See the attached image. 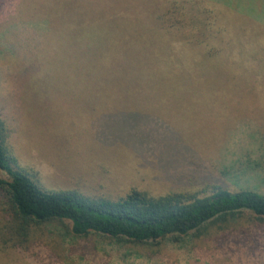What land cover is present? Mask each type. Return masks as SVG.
Segmentation results:
<instances>
[{"label": "rangeland", "instance_id": "obj_1", "mask_svg": "<svg viewBox=\"0 0 264 264\" xmlns=\"http://www.w3.org/2000/svg\"><path fill=\"white\" fill-rule=\"evenodd\" d=\"M0 121L45 191L264 194V0H0ZM25 226L0 194V264H264L249 213L156 246Z\"/></svg>", "mask_w": 264, "mask_h": 264}, {"label": "trees", "instance_id": "obj_2", "mask_svg": "<svg viewBox=\"0 0 264 264\" xmlns=\"http://www.w3.org/2000/svg\"><path fill=\"white\" fill-rule=\"evenodd\" d=\"M1 139L0 169L12 179H0V194L22 220L23 232L31 223L69 221L77 237L96 234L120 243L156 246L167 239L179 242L207 226L225 230L246 213L264 222V194L249 189L231 191L215 183L198 192L159 197L133 190L117 200L87 197L76 191H45L26 174L13 169Z\"/></svg>", "mask_w": 264, "mask_h": 264}]
</instances>
